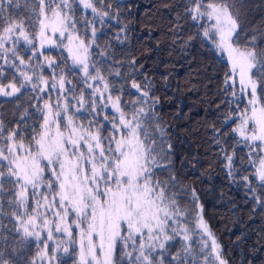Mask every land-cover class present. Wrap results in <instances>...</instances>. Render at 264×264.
<instances>
[{"label": "snow or ice", "instance_id": "1", "mask_svg": "<svg viewBox=\"0 0 264 264\" xmlns=\"http://www.w3.org/2000/svg\"><path fill=\"white\" fill-rule=\"evenodd\" d=\"M159 6L172 45L206 57L185 87L209 99L184 136L159 94L171 73L158 79L132 45L137 23L151 27L135 3L0 0V264H255L264 253V234L224 239L195 182L219 171L264 218V0Z\"/></svg>", "mask_w": 264, "mask_h": 264}, {"label": "trees", "instance_id": "2", "mask_svg": "<svg viewBox=\"0 0 264 264\" xmlns=\"http://www.w3.org/2000/svg\"><path fill=\"white\" fill-rule=\"evenodd\" d=\"M127 2L136 5L132 9L133 16L140 22L147 19L151 26L148 30L150 35H146L143 24L137 23L136 27L139 30L133 33L132 45L136 50H146L145 63L151 67L158 79H162L161 73H171L166 81L169 87L166 91L162 89L159 94L165 98L166 118L179 116V119H173L172 122L181 136L187 135L184 126L196 128L204 116L206 108L204 101L208 100L209 96L205 94L206 90L201 85L185 87V84L203 79L202 76H192V72L195 63H199L202 67L206 57L200 55L197 48L184 53L178 45H172L167 33L170 16L166 10L160 8V0H127ZM207 62L211 63L210 60ZM189 140L191 143L185 142L183 147L188 151L197 152L199 145L196 143V137L189 136ZM195 182L201 191L202 199L206 202L213 224L220 225L219 232L224 235L226 241L235 240L240 232L247 230L250 245L257 239V233L264 234V218L259 216L250 218V209L243 199V193L229 186L222 173L217 171L215 175ZM241 220H243L242 224ZM245 247L241 244L239 248H232L230 251L239 257ZM262 261H264V253L258 254L255 264H262ZM236 264H239V260Z\"/></svg>", "mask_w": 264, "mask_h": 264}]
</instances>
